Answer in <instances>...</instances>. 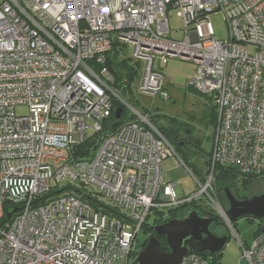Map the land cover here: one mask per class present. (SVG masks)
Masks as SVG:
<instances>
[{
    "label": "built area",
    "instance_id": "1",
    "mask_svg": "<svg viewBox=\"0 0 264 264\" xmlns=\"http://www.w3.org/2000/svg\"><path fill=\"white\" fill-rule=\"evenodd\" d=\"M169 8L184 22L180 40L169 36ZM115 42L142 63L141 91L169 99L155 62L180 58L197 66L191 85L216 99L211 165L203 181L193 175L190 196L163 182L175 146L114 87L105 64ZM114 100L132 118L101 135L92 158L77 159L88 131L103 132L119 109ZM217 164L264 178V0H0V264H132L151 212L193 201L231 224L214 190ZM53 186L70 189L38 203ZM9 204L20 209L5 219ZM242 248L246 264H264V231ZM181 264L212 262L191 253Z\"/></svg>",
    "mask_w": 264,
    "mask_h": 264
},
{
    "label": "rangeland",
    "instance_id": "2",
    "mask_svg": "<svg viewBox=\"0 0 264 264\" xmlns=\"http://www.w3.org/2000/svg\"><path fill=\"white\" fill-rule=\"evenodd\" d=\"M169 24L171 28V38L182 39L184 37V22L178 15L177 8H169ZM216 37L225 40L228 37V26L222 13H215L209 17ZM206 29V27H204ZM126 59L129 65L137 68V60L133 58V49L127 46L126 52L119 59L113 56L114 68L122 71L123 80L120 85L128 81L127 67L120 69L119 62ZM142 64V63H141ZM155 68L159 69L165 77V92L170 96L164 99L161 94L143 92L139 89L142 76V66L138 67L139 75L131 81L130 87H120V96L139 113L152 115L153 122L162 129H172L174 133H179L190 138V145L180 147L178 155L170 156L162 161L161 170L164 183L176 184L175 190L179 198L192 195L197 191V183L193 177L195 175L202 181L209 171L208 159L214 147V133L217 125L216 99L215 97L199 93L192 85V80L196 74V64L192 61L180 58H167L164 61L156 60ZM157 110V111H156ZM16 112L20 115L28 113L27 106H18ZM127 118L131 119L133 110L126 109ZM90 135L93 134L89 130ZM167 137H169L167 135ZM168 140H171L170 137ZM234 193L239 196L247 195L252 197L264 193V179L258 180L245 189L241 178L233 181ZM218 201L227 211L229 208L225 192H217ZM220 199V200H219ZM171 208L163 210H153L148 218L151 227L162 224L172 219ZM218 215L221 224L216 230L218 234H226L228 242L224 250L215 260L212 254L208 255L211 262L216 264H246L243 260V248L253 244L260 229L261 220L246 216L236 221H228ZM148 240L147 232L142 229L138 234V240L134 244V251L139 253Z\"/></svg>",
    "mask_w": 264,
    "mask_h": 264
},
{
    "label": "water",
    "instance_id": "3",
    "mask_svg": "<svg viewBox=\"0 0 264 264\" xmlns=\"http://www.w3.org/2000/svg\"><path fill=\"white\" fill-rule=\"evenodd\" d=\"M121 115L122 108H119L115 116L120 119ZM225 195L229 203L226 215L230 221L246 216L264 219V193L238 198L231 189L225 188ZM215 220V217H203L198 210H191L184 218H172L153 226L155 234L137 253L132 264H181L187 254L221 253L227 245L228 236L213 232ZM162 237H165L169 251L162 250Z\"/></svg>",
    "mask_w": 264,
    "mask_h": 264
},
{
    "label": "trees",
    "instance_id": "4",
    "mask_svg": "<svg viewBox=\"0 0 264 264\" xmlns=\"http://www.w3.org/2000/svg\"><path fill=\"white\" fill-rule=\"evenodd\" d=\"M128 45L126 44H122L120 42H115L113 45V49L111 50V52L107 55V62L105 64V66H107L110 71L112 72V74L115 77V82H114V87L118 90L121 89L120 87H123V89H125V87H130L131 85V81L133 80V78L136 75H139L138 72V67L141 68L142 64L140 61H137V68L133 65H129L126 59H123L121 62H119V67L120 69L127 67L128 69V81L123 84L120 85V81L123 80V74L122 71H117L114 68V62H113V56H115L117 59H119V57H121V55L126 52V48ZM123 107L121 105V103L118 100H114V108H120ZM151 119L153 121V116L151 115ZM128 120L127 115H126V108L124 107V113L122 118L117 119L114 112L111 114L110 118L108 119V121H106L103 124V132H101L100 134H92L90 136L87 137V139L80 145H78V147L75 150V157L77 159H90L92 158L98 147H99V139L101 137V135L104 134H108V133H112L114 131H116L123 123H125V121ZM161 131L164 133V135L167 137V135L170 137L171 140H169L176 148V151L179 152L180 147L182 146L180 142H176L175 141V135L176 133H174L172 129H162L160 128ZM167 137V139L169 138ZM185 143L182 147H187L188 145H190V138H186L185 139ZM211 156V154H210ZM210 156L208 159V165L210 168L211 162H210ZM214 176H215V180H214V190L217 194V192L221 193V192H225V188H229L232 190H234V186H233V181L236 178H241L242 182H243V186L245 189H248V186L250 184L255 183L258 180L264 179V178H258V177H254V176H242L239 171L231 166H223L221 164H217L215 166L214 169ZM204 179V178H203ZM70 189V186H64V187H59V186H53L51 188V190L41 196H39L38 198V203L41 204H46L48 201L58 197L59 195H62L64 193V191H67ZM233 192V191H232ZM236 193H234L238 198H246L247 195H243V196H239V193L237 191H235ZM73 194H75L78 198L84 200V201H89L92 200V197L89 196L87 193H85L83 191V189H73ZM217 198L218 194H217ZM226 198V197H225ZM220 200V199H219ZM227 200V198H226ZM221 202V201H220ZM228 203V201H227ZM189 208V210H198L200 212V215L203 217H215V223L212 226V230L214 233H216L217 235H221L217 233V229L219 228V225L221 224V221L218 217V215L215 213L214 210L203 206L197 202H190V203H186L180 207H175V208H171L170 212L172 213V218H183L185 214H183V210ZM20 208L13 206L11 204L6 206V210H5V219H10L14 214L15 211L18 210ZM9 217V218H8ZM233 222V221H232ZM150 224L148 223V220L145 222V224L143 225V228L146 232L151 231V229L149 228ZM264 231V219L261 220V225H260V229L258 231L257 234L261 233ZM226 235L225 233L222 234L221 236ZM149 239V238H148ZM162 242V250L163 251H169L167 245H166V241H165V237H162L161 239ZM148 240L145 242L143 248L147 245ZM137 255V252L134 253V256ZM203 255L208 256L210 255L209 252L207 253H203ZM220 255V253L213 255L214 259L216 260L218 258V256ZM212 264H216V262H212Z\"/></svg>",
    "mask_w": 264,
    "mask_h": 264
},
{
    "label": "flooded vegetation",
    "instance_id": "5",
    "mask_svg": "<svg viewBox=\"0 0 264 264\" xmlns=\"http://www.w3.org/2000/svg\"><path fill=\"white\" fill-rule=\"evenodd\" d=\"M174 137H175V141L177 140L176 142H180L182 146L184 145V143L186 141L185 139L188 138V136H183L177 132H176V135ZM157 225H159V224H157ZM149 228L151 229V231L147 232V235H148V238L150 239V237L153 236L155 234V232L151 226ZM149 239H148V241H149Z\"/></svg>",
    "mask_w": 264,
    "mask_h": 264
},
{
    "label": "crops",
    "instance_id": "6",
    "mask_svg": "<svg viewBox=\"0 0 264 264\" xmlns=\"http://www.w3.org/2000/svg\"><path fill=\"white\" fill-rule=\"evenodd\" d=\"M174 184V183H173ZM175 186H176V184H175Z\"/></svg>",
    "mask_w": 264,
    "mask_h": 264
}]
</instances>
